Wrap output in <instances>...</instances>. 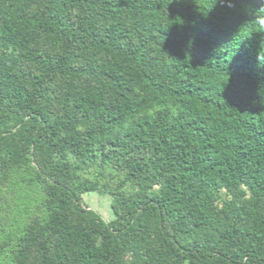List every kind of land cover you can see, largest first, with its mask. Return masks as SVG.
<instances>
[{
    "label": "trees",
    "instance_id": "obj_1",
    "mask_svg": "<svg viewBox=\"0 0 264 264\" xmlns=\"http://www.w3.org/2000/svg\"><path fill=\"white\" fill-rule=\"evenodd\" d=\"M17 185L0 264H264V0H0Z\"/></svg>",
    "mask_w": 264,
    "mask_h": 264
},
{
    "label": "rangeland",
    "instance_id": "obj_2",
    "mask_svg": "<svg viewBox=\"0 0 264 264\" xmlns=\"http://www.w3.org/2000/svg\"><path fill=\"white\" fill-rule=\"evenodd\" d=\"M113 184V182H110ZM31 192L17 186L3 187L0 191V242L6 233L13 231L20 221L34 218L36 206L30 204ZM86 206L96 210L105 220L113 217L110 207L111 196L106 193L90 192L83 195Z\"/></svg>",
    "mask_w": 264,
    "mask_h": 264
}]
</instances>
